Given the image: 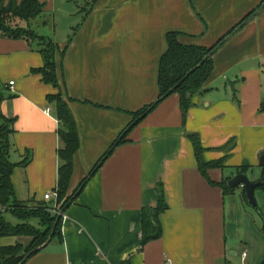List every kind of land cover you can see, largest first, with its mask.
Instances as JSON below:
<instances>
[{
	"label": "crops",
	"instance_id": "1",
	"mask_svg": "<svg viewBox=\"0 0 264 264\" xmlns=\"http://www.w3.org/2000/svg\"><path fill=\"white\" fill-rule=\"evenodd\" d=\"M37 1L46 4V19H35L30 28L61 50L67 46L64 58L57 57L58 78L80 137L69 194L133 122L132 114L157 101L169 32L180 34L181 44L212 48L258 12L213 55V75L193 97L186 121L178 94L160 103L66 209L61 239L26 264H262L264 204L254 236L243 229L240 240L229 241V215L238 224L240 205L228 206L231 196L200 173L188 134L200 136L206 162L224 160L225 169L208 172L214 183L233 178L238 168L249 166L246 174L255 178L262 170L264 0H95L90 12L83 7L74 13L65 10L74 0ZM2 4L19 7L22 0ZM68 15L81 22L68 23ZM65 30L74 36L65 37ZM44 65L25 40L0 36V113L15 120L10 159L19 165L32 154L12 175L19 202H45L58 186L61 125L48 101L58 89L34 72ZM159 185L169 206L160 217L162 236L142 245V210L156 208ZM19 242L0 230V253Z\"/></svg>",
	"mask_w": 264,
	"mask_h": 264
},
{
	"label": "trees",
	"instance_id": "2",
	"mask_svg": "<svg viewBox=\"0 0 264 264\" xmlns=\"http://www.w3.org/2000/svg\"><path fill=\"white\" fill-rule=\"evenodd\" d=\"M264 4V3H263ZM262 6V5H261ZM260 6V7H261ZM259 7V8H260ZM46 4L40 3L37 0H22V5L11 6L6 8L0 0V36L10 40H25L30 47L38 51L45 63L44 67L38 70H34L42 76L45 84L52 85L55 89H58L57 94L49 95L48 101L52 104L56 110V118L61 127L58 135L61 142V147L58 150L59 153V175L57 202L51 201V203L30 200L28 202H19L15 198V187L12 183V175L15 167L20 166L25 168L32 161V154L26 153L27 156L19 163L15 165L11 162V150L12 144L9 139L13 133L14 119L7 118L0 113V202L2 210L0 211V230L3 237L14 236L17 238L27 237L31 239L30 245L24 247L17 244L15 247H6L1 250L0 264H26L37 253L31 254L37 248L43 246L51 237L53 233V227L57 221L59 215L50 214L48 209L51 210L56 203H63L60 211L66 212V209L74 203L81 192L90 183V180L95 176L100 166L108 159L113 150L118 146L125 144L128 134L134 130L142 120L151 114L160 103L169 98L173 94L180 96V105L182 110L183 120L186 121L189 110L194 106L192 104L193 97L201 92H204V85L212 77L214 69L213 55L225 45V41L228 36L235 34L240 30L244 23L254 17L257 10L253 11L239 25L231 30L227 36L220 39L217 44L212 48L196 47L191 45L181 44L179 42L180 34L175 32H169L166 36V43L168 45L167 51L161 57L159 66V78H158V90L159 96L151 106L145 107L138 113L132 114L133 122L124 130L121 137L117 139L114 144L107 151L108 153L95 165L94 170L86 177L80 184L79 188L73 193L69 194L70 180L74 173V159L80 148V137L78 134L77 124L74 121L73 115L67 102L63 99V93L60 91V78H58L59 63L57 57L64 58L66 49L61 50V47L50 37H45L30 28L32 20L37 19L45 13ZM37 46L34 47L36 44ZM211 55L208 60L201 66L198 65L204 61L205 57ZM198 69L188 77L189 72L193 69ZM184 79V80H183ZM181 81L182 84L176 87ZM176 87V88H175ZM174 92H171V89ZM124 135V136H123ZM189 139L193 144L195 150L197 163L199 165L200 173L208 179L213 186H220L223 192L227 195H232L236 189L229 187L231 177H226L222 183H214L208 176L209 170L224 167V160L216 162H206L204 154L207 149L202 146L201 138L198 134H188ZM250 169L249 166L238 168L236 174H244ZM261 179L258 182H263L262 186L257 188L261 192L264 191V166L261 172ZM69 194V195H68ZM78 194V195H77ZM244 202L248 205L249 200L247 193L243 188ZM159 201L156 208H144L142 211V226L143 235L142 241L145 245L148 242L156 241L161 238L163 227L161 226L160 217L168 210L169 206L164 195V187L158 186ZM6 214L13 215L19 224H12L7 220ZM32 220L38 221V226L30 224ZM63 219L56 226L53 239H61ZM262 235L264 237V225L262 227ZM22 255V256H20ZM264 264V258L263 262Z\"/></svg>",
	"mask_w": 264,
	"mask_h": 264
},
{
	"label": "rangeland",
	"instance_id": "3",
	"mask_svg": "<svg viewBox=\"0 0 264 264\" xmlns=\"http://www.w3.org/2000/svg\"><path fill=\"white\" fill-rule=\"evenodd\" d=\"M73 2L74 3L73 4L70 3L69 6L65 5V10L66 11H70L71 13H74V10H76V12H77V9L81 10V8L84 7V8H87L86 10H88V12H90L91 8H93V6L96 3L95 0H74ZM44 14L42 16L38 17V19H40V18L46 19ZM59 14H61V13H59ZM81 18L82 17H80V16L70 17L68 15L67 19H65V20L68 21V23H74L75 24L76 22L80 23L81 22ZM31 23H34V20H32ZM61 27L62 26H60V30H61ZM72 33H73V30H71L69 32H67L65 30V33L63 35H65V37H67V35L73 37L75 32L73 34ZM36 46H37V44L34 47H36ZM253 170H255V169H253ZM261 171L257 170V169L255 170L256 178L260 176ZM249 173L250 174H248V177L250 179L255 180L256 178L254 177V174L252 175L253 172L250 171ZM257 182H258V180H257ZM239 190H240V194H241V196H242V198L244 200L243 187L241 189H240V187L238 189H236L234 191V195L232 194V195H230L231 197L228 198V206L231 203H234V201L238 205H240L239 206V210H240V217H241V220L240 221L237 220L238 224H236V221L234 219H231L230 218L231 215H229V220L227 222L229 224L228 225L227 238L231 242L233 240H240L241 234L244 233L243 229L248 230L247 233H246L247 235L249 234V235L254 236V233H256V229L258 230V227H260V224H261L260 223L261 222L260 221V218H261L260 216L261 215H260L259 211H257L255 208H253L251 205H248V204L245 205V208H242L243 204L239 203V200H240V195L238 194ZM255 193H256L257 205H258V208L260 210V209H262L263 204H264L263 203V197H264L263 195H264V193H262L260 190L255 191ZM63 203H64V201H63ZM63 203H59V204L56 203V205L53 208H51V210L48 209V212L50 214L52 213V214L58 215V213L54 212V209L59 208V211H60L61 206L63 205ZM245 211H246V214H245L246 216L244 215ZM7 219L14 225H16V223H18L13 215L7 214ZM30 224L36 227V226H38V221L37 220L36 221L32 220L30 222ZM18 239L20 241L18 244L23 245L24 247L30 245V243H31V239L27 238V237H21V238H18Z\"/></svg>",
	"mask_w": 264,
	"mask_h": 264
},
{
	"label": "water",
	"instance_id": "4",
	"mask_svg": "<svg viewBox=\"0 0 264 264\" xmlns=\"http://www.w3.org/2000/svg\"><path fill=\"white\" fill-rule=\"evenodd\" d=\"M264 7V5H263ZM262 8V7H261ZM258 12V11H257ZM232 35L228 36V38H230ZM211 55L205 57L204 61H202L198 67H201L205 62L206 60H208V58L210 57ZM197 68L193 69L191 72L188 73V75L186 77H188L190 75V73L196 71ZM184 80V79H183ZM183 81H181L176 87L180 86L182 84ZM175 87V88H176ZM171 89V92H174V89ZM124 136V135H123ZM260 163L262 165H264V155L261 157V161ZM263 184V182L261 181L260 183H255L253 182L247 175H244V174H237L235 175L233 178H231V181L229 182V187L232 188V189H236L238 187H243L245 189V192L247 193V197H248V200H249V204L255 208L257 211H259L260 213V210L258 208V205H257V201H256V189L261 187ZM78 195V194H77ZM62 214L59 215V217L57 218V221L53 227V233L51 235V237L49 238V240L41 247L37 248V250L33 251L31 254H34V253H37V252H40L42 251L43 249L47 248L50 243L52 242V238L54 236V232H55V228L56 226L58 225V223L62 220V215L64 214V211L61 212ZM22 256V255H20Z\"/></svg>",
	"mask_w": 264,
	"mask_h": 264
},
{
	"label": "built area",
	"instance_id": "5",
	"mask_svg": "<svg viewBox=\"0 0 264 264\" xmlns=\"http://www.w3.org/2000/svg\"><path fill=\"white\" fill-rule=\"evenodd\" d=\"M14 85V82H11V86ZM47 113H50V110L48 109V112ZM45 201H51V200H54L55 202H57L58 198H57V192L56 191H53V192H50V194H46L45 197H44ZM54 212L58 213V215H61V211H59V208H56L54 209ZM63 218H66L65 216V213L62 215ZM246 256V255H245Z\"/></svg>",
	"mask_w": 264,
	"mask_h": 264
}]
</instances>
